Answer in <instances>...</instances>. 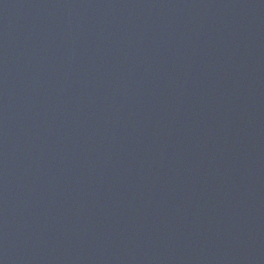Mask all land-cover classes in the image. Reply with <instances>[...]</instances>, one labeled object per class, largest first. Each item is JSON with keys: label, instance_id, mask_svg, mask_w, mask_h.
Returning a JSON list of instances; mask_svg holds the SVG:
<instances>
[{"label": "water", "instance_id": "water-1", "mask_svg": "<svg viewBox=\"0 0 264 264\" xmlns=\"http://www.w3.org/2000/svg\"><path fill=\"white\" fill-rule=\"evenodd\" d=\"M0 264H264V0H0Z\"/></svg>", "mask_w": 264, "mask_h": 264}]
</instances>
